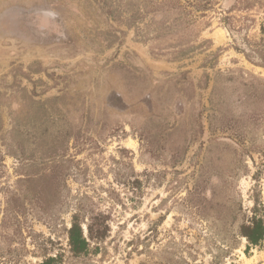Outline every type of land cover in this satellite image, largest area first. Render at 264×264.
Returning a JSON list of instances; mask_svg holds the SVG:
<instances>
[{"label": "rangeland", "instance_id": "obj_1", "mask_svg": "<svg viewBox=\"0 0 264 264\" xmlns=\"http://www.w3.org/2000/svg\"><path fill=\"white\" fill-rule=\"evenodd\" d=\"M254 216L264 0H0V264H264Z\"/></svg>", "mask_w": 264, "mask_h": 264}, {"label": "trees", "instance_id": "obj_2", "mask_svg": "<svg viewBox=\"0 0 264 264\" xmlns=\"http://www.w3.org/2000/svg\"><path fill=\"white\" fill-rule=\"evenodd\" d=\"M239 234L246 239L247 247L259 246L264 239V219L254 216L248 222L242 223ZM67 235L71 254L79 257L87 254L91 242L103 240L104 232L94 230L93 223L90 222L84 231L81 223L74 217ZM61 259L62 254L57 253L55 256H46L38 264H60Z\"/></svg>", "mask_w": 264, "mask_h": 264}, {"label": "flooded vegetation", "instance_id": "obj_3", "mask_svg": "<svg viewBox=\"0 0 264 264\" xmlns=\"http://www.w3.org/2000/svg\"><path fill=\"white\" fill-rule=\"evenodd\" d=\"M35 11H40V10H32L30 13L27 12V15H26V17L24 19L26 24H27V26H30V25L36 26V24H37V26H40V24L42 23L40 21V17L37 18V15H35L36 14ZM43 29H45V28H43Z\"/></svg>", "mask_w": 264, "mask_h": 264}]
</instances>
